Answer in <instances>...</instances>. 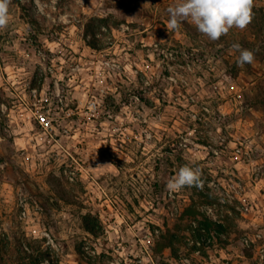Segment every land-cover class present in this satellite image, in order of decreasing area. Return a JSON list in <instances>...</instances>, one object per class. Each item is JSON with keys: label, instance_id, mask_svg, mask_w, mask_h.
<instances>
[{"label": "rangeland", "instance_id": "obj_1", "mask_svg": "<svg viewBox=\"0 0 264 264\" xmlns=\"http://www.w3.org/2000/svg\"><path fill=\"white\" fill-rule=\"evenodd\" d=\"M176 2L11 0L0 264H264V0L216 41ZM182 166L203 190L167 189Z\"/></svg>", "mask_w": 264, "mask_h": 264}, {"label": "clouds", "instance_id": "obj_2", "mask_svg": "<svg viewBox=\"0 0 264 264\" xmlns=\"http://www.w3.org/2000/svg\"><path fill=\"white\" fill-rule=\"evenodd\" d=\"M10 3L11 0H0V30L8 26ZM252 5L253 0H177L174 6L167 8V28L178 30L181 21L190 19L200 33L209 40L216 41L221 36H226L232 28L245 30L252 21ZM232 48L239 53V66L254 62L253 51L242 49L239 43H234ZM204 183L199 167L182 166L167 181L166 187L170 192H178L185 187L203 190ZM200 210L211 214V209L206 206Z\"/></svg>", "mask_w": 264, "mask_h": 264}, {"label": "built area", "instance_id": "obj_3", "mask_svg": "<svg viewBox=\"0 0 264 264\" xmlns=\"http://www.w3.org/2000/svg\"><path fill=\"white\" fill-rule=\"evenodd\" d=\"M163 57H164V60L166 61V64L169 68H173L174 64H176V65L181 66L184 69H189V70L191 69V65L189 63L179 64V62H177V56L175 54V51L172 49L163 50ZM169 78L172 80H176V78L173 75H170ZM207 208L211 209V211H212V207L207 206ZM193 224L195 225L196 222L193 221ZM193 231L195 232V229ZM197 244H200V242H197ZM177 264H196V263L193 262L189 257L185 256V257L181 258L180 262Z\"/></svg>", "mask_w": 264, "mask_h": 264}, {"label": "trees", "instance_id": "obj_4", "mask_svg": "<svg viewBox=\"0 0 264 264\" xmlns=\"http://www.w3.org/2000/svg\"><path fill=\"white\" fill-rule=\"evenodd\" d=\"M201 235H202V232L200 230H196L194 232V236L196 237V242L199 241Z\"/></svg>", "mask_w": 264, "mask_h": 264}]
</instances>
